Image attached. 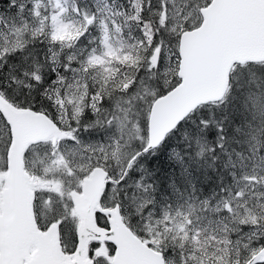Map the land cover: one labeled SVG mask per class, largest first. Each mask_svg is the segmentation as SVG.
Returning a JSON list of instances; mask_svg holds the SVG:
<instances>
[{
  "label": "snow or ice",
  "instance_id": "1",
  "mask_svg": "<svg viewBox=\"0 0 264 264\" xmlns=\"http://www.w3.org/2000/svg\"><path fill=\"white\" fill-rule=\"evenodd\" d=\"M0 264H264V0H0Z\"/></svg>",
  "mask_w": 264,
  "mask_h": 264
}]
</instances>
